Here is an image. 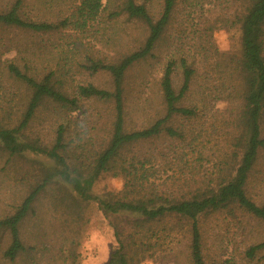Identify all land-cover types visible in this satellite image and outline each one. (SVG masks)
Wrapping results in <instances>:
<instances>
[{
    "label": "rangeland",
    "instance_id": "obj_1",
    "mask_svg": "<svg viewBox=\"0 0 264 264\" xmlns=\"http://www.w3.org/2000/svg\"><path fill=\"white\" fill-rule=\"evenodd\" d=\"M15 1L0 0V11L8 10ZM83 1L23 0L20 11L24 18L32 21L56 23L66 17L75 21ZM135 1L146 3L154 18L159 16L163 6V0ZM122 3L123 0H101L95 18L83 26L74 22L66 28L36 32L0 24V120L12 126L17 124L28 101V88L9 72L10 62L27 69L38 79L55 70L56 82H60L58 84L71 95L79 96L77 89L80 84L93 83L112 89L108 73H92L85 64L88 57L116 62L145 40L148 34L145 25L124 13L115 15L121 10ZM243 3L244 0H179L154 56L128 75L126 129L136 130L164 114L159 81L167 57L179 59L180 55H185L196 64L197 73L187 98L190 104L196 103L200 108L199 115L193 119L181 118L174 125L196 135L188 158L199 160L195 162L198 166L192 172L188 168L180 172L179 162L172 161L173 154L168 153L171 141L164 133L129 147L133 151L131 154L158 155V160L154 159L152 163L158 162L159 170L150 179L155 187L177 188L184 183V177L189 178L197 171L203 179L215 180L220 170L218 166L227 161L223 156L238 150L235 147L232 151L231 148L236 142L234 135L237 132L231 106H236L237 102L217 99L203 108V99L206 101L203 93L207 95L205 89L209 81L220 87L221 82L227 79L224 76L231 82L236 78L234 74L224 72L223 65L228 62L233 65L230 59L240 54L238 15L244 10ZM220 63L223 68L217 67ZM141 69L149 71L145 80H139ZM174 83L179 89L181 67L176 69ZM235 87L239 89L238 81ZM80 99L82 109L73 115L65 109L60 110L57 103L44 101L26 134L50 147L58 124L71 121L66 137L68 142L100 149L109 137L112 107L96 99ZM200 153H203L202 158H199ZM239 159L228 160V163L236 164ZM44 165L49 164L43 155L11 154L0 144V218L13 214L34 186L42 181ZM123 187L121 177L106 172L96 181L93 192L103 197L109 192L119 194ZM247 193L257 203L264 201V149L250 175ZM130 220L125 215L106 213L95 201L82 200L68 185L51 183L38 194L20 223L25 249L16 258L5 256L11 236L8 230L0 229V264H108L118 246L113 224L126 227ZM198 224L206 264H264L263 251L254 257L248 255V248L264 239V223L259 218L231 204L222 210L200 215ZM190 229L191 220L188 218H168L153 225L149 231L145 228L142 236L144 247L136 255L135 262L193 264Z\"/></svg>",
    "mask_w": 264,
    "mask_h": 264
},
{
    "label": "trees",
    "instance_id": "obj_2",
    "mask_svg": "<svg viewBox=\"0 0 264 264\" xmlns=\"http://www.w3.org/2000/svg\"><path fill=\"white\" fill-rule=\"evenodd\" d=\"M178 1L163 0L160 14L154 18L146 3L123 0L121 10L115 15L124 13L128 18L145 25L148 30L145 40L116 62L88 57L85 68L92 73L106 72L112 81V89L93 83L80 84L77 89L80 97L103 101L112 107L109 137L101 144L100 149L68 142L66 137L71 121L58 124L54 143L50 147L29 137L26 130L44 101L57 103L60 110L65 109L68 114L73 115L82 109L81 99L78 95L68 93L58 84L60 82H56L55 70H50L38 79L16 63L8 64L9 72L27 86L28 101L17 124L12 126L0 120V144L11 154L43 155L49 165L42 167V181L34 186L18 209L13 214L0 218V229L8 230L11 236V243L4 253L6 257L14 259L25 249L20 236V223L31 210L38 194L51 183L68 185L82 200L97 202L99 208L106 213L125 215L131 219L126 227L113 224L118 246L112 252L108 264H138L135 257L144 247V229L149 231L153 225L168 218L191 220L190 256L193 264H206L202 232L198 224L200 215L234 204L264 223V201L257 203L247 193L250 175L264 149V0H244V10L238 15L241 29L240 54L230 59L233 65L230 62L223 65L224 72L234 74L236 78L231 82L229 77L224 76L227 79L221 82L220 87L213 86L214 83L209 81L205 89L207 95L203 93V98L206 99H203V108L217 99L237 102L236 106H231V114L235 116L237 126L234 135L236 142L231 148L234 151L236 147L239 152L237 150L230 155L228 152L223 156L227 161L218 166L220 170L216 179H203V176H198L200 172L197 171L191 173L189 178L184 177V183L177 188H158L150 182L151 177L159 170L158 162L152 163V160H158V155L131 154L133 151L130 146L164 133L171 141L168 153L173 154L172 161L179 162L180 172L185 168L192 172L198 166L195 162L199 160L188 158L190 151H193L192 143L196 141V135L174 125L181 118H196L200 112L197 104H190L187 98L197 73L196 64L187 56L180 55L179 59L167 57L165 61L159 81L163 116L141 129H126L128 75L132 69L140 67L154 56L155 49L170 25ZM22 3L23 0H16L8 10L0 11V24L36 32L66 28L74 22L77 26H83L86 21L95 18L101 7V0H84L78 7L75 21L66 17L59 22L49 23L24 18L20 11ZM85 14L88 16L83 17ZM177 67H181L182 71L179 89L174 83ZM217 67L223 68L221 63ZM148 72L141 69L139 80H145ZM207 75L210 76L208 72ZM237 81L239 89L235 87ZM226 91L228 93L225 95ZM202 157L203 153H200L199 158ZM239 157L238 163H228V160H237ZM106 172L124 180V187L119 194L109 192L102 197L93 192L96 181ZM261 251L264 252V239L251 245L248 255L254 257Z\"/></svg>",
    "mask_w": 264,
    "mask_h": 264
}]
</instances>
